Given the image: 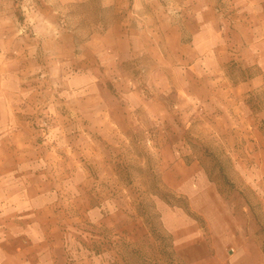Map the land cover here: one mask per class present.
Wrapping results in <instances>:
<instances>
[{
	"label": "rangeland",
	"instance_id": "374dc122",
	"mask_svg": "<svg viewBox=\"0 0 264 264\" xmlns=\"http://www.w3.org/2000/svg\"><path fill=\"white\" fill-rule=\"evenodd\" d=\"M0 1L41 264L264 256V0Z\"/></svg>",
	"mask_w": 264,
	"mask_h": 264
},
{
	"label": "crops",
	"instance_id": "0c3cea01",
	"mask_svg": "<svg viewBox=\"0 0 264 264\" xmlns=\"http://www.w3.org/2000/svg\"><path fill=\"white\" fill-rule=\"evenodd\" d=\"M244 4L248 11L256 8L253 1L247 0ZM4 18L3 13H0L1 22ZM247 24L250 33L253 31L250 29L254 23L247 22ZM9 31V29L0 31V241L5 245L17 242L23 246L18 248L22 254L15 251L17 261L20 257L23 258L20 260L21 264H24L26 258V264H34V260L35 264H41L40 242L50 241L54 244L53 254L60 251L63 242L60 232L54 227H49L51 234H45L43 225L48 227V222L38 223L33 211L35 184L29 182L27 174H19L20 166L27 165L31 158V154L28 155V148L32 146L31 140L26 138L28 127L18 119L14 106L15 76L12 70ZM201 70L203 69L199 71ZM51 223L53 222H49ZM24 253L30 254L29 257H25ZM51 254L49 253L47 257L48 262L51 261ZM258 259L255 264H264V256ZM0 264H3L1 260Z\"/></svg>",
	"mask_w": 264,
	"mask_h": 264
}]
</instances>
